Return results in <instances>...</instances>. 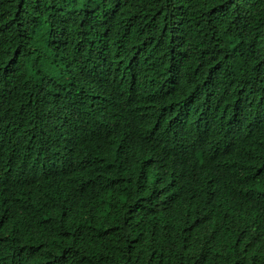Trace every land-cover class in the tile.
Listing matches in <instances>:
<instances>
[{
	"label": "trees",
	"instance_id": "1",
	"mask_svg": "<svg viewBox=\"0 0 264 264\" xmlns=\"http://www.w3.org/2000/svg\"><path fill=\"white\" fill-rule=\"evenodd\" d=\"M70 55L108 112L56 167ZM2 101L47 184L0 183V264H264V0H0Z\"/></svg>",
	"mask_w": 264,
	"mask_h": 264
},
{
	"label": "clouds",
	"instance_id": "2",
	"mask_svg": "<svg viewBox=\"0 0 264 264\" xmlns=\"http://www.w3.org/2000/svg\"><path fill=\"white\" fill-rule=\"evenodd\" d=\"M65 69L66 71H68V69L71 71H68L64 84L57 87H51L50 89H47L45 86L40 88L46 96L50 98H56L55 94L59 93L62 86H65L67 82H80L76 86L79 92H77L75 96L70 94V99L75 100L77 98L76 101H78L83 96L80 101H75L72 104L74 109L69 112L68 117L71 119L74 125L73 133L71 136L65 134L62 137L59 149L63 152L61 160L64 163L61 165L53 164L56 167L66 166L68 163L73 161L74 148L76 145L81 144L82 132L88 131L92 135H95L94 130L97 128L96 126L99 125V122L108 112L107 101H105L103 98L100 99L93 92L86 93L84 91L83 86L86 85V82H88L91 77L89 72L85 70V67L80 65L79 59L73 55H70V59ZM0 106L3 110L5 109L6 112L7 103L2 101V103L0 102ZM0 123H3V121H0ZM42 123L43 121H41V124ZM41 124H36L35 127L38 128ZM75 128H78V130ZM56 131L57 130L54 132L46 131L49 137L42 139L44 143H49L52 140H56ZM118 132H120V124L115 123L114 133L117 134ZM133 139L136 141L137 135L134 136ZM114 142H118L117 138H115ZM121 142L127 144L128 140L123 138ZM38 158H40V154H38L35 158L23 163H14L8 156L0 157V183L3 186L11 189L16 184H18V182L25 179L27 175H31L32 177L39 178V182L33 181L30 185L38 183L47 184L41 180L42 178H45L44 168L46 166L44 164L39 165L33 161L34 159Z\"/></svg>",
	"mask_w": 264,
	"mask_h": 264
}]
</instances>
